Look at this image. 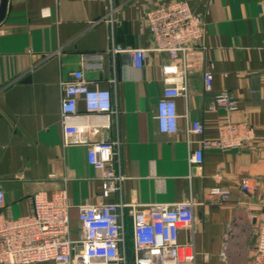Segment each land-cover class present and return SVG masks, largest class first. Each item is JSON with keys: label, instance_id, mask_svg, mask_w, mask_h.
<instances>
[{"label": "crops", "instance_id": "0c3cea01", "mask_svg": "<svg viewBox=\"0 0 264 264\" xmlns=\"http://www.w3.org/2000/svg\"><path fill=\"white\" fill-rule=\"evenodd\" d=\"M173 0H7L0 22V190L3 213L17 218L30 211L31 197L64 188L70 227L79 229L77 206L85 203L174 205L191 198L194 223L178 241L191 242L195 264H252V228L264 218L260 192L239 188L242 179L264 187V0H187L205 22L202 49L187 59V96L176 100L179 132L158 133L154 114L164 84L163 54H147L136 69L124 50L144 49L150 37L148 8ZM211 92L203 87L205 68ZM81 70L91 89L108 90L110 128L92 141L116 142V164L125 177L119 192L101 198L99 172L86 163V148L63 147L59 124L61 82ZM228 91L237 101L229 116L248 123L256 141L246 150L206 149L203 162L190 166L196 145L185 141L188 120L203 125V138L216 137L227 118L209 112L213 95ZM78 109L84 111L78 100ZM187 115V118L185 116ZM220 187L229 200L208 199ZM131 253L132 230L124 214Z\"/></svg>", "mask_w": 264, "mask_h": 264}, {"label": "built area", "instance_id": "2783aa9c", "mask_svg": "<svg viewBox=\"0 0 264 264\" xmlns=\"http://www.w3.org/2000/svg\"><path fill=\"white\" fill-rule=\"evenodd\" d=\"M144 22L149 33L147 48L124 50L119 46L112 53L127 52L132 65L142 69L147 54H163L161 64L162 94L156 103L154 120L161 135L179 132L176 100L187 96V59L203 47L205 22L193 13L187 0H173L148 8ZM61 82L59 124L63 147L86 148V163L99 172L101 198L119 192L125 177L116 164V142L92 141L110 128L113 100L110 91L91 89L81 70ZM203 87L210 93L212 74L205 68ZM84 111L78 109V100ZM209 112H222L227 120L217 129L213 139L203 138V125L188 120L185 141L196 148L189 153L188 163L199 166L206 149L219 151L246 150L256 141L255 129L248 123L234 124L229 116L237 110V101L228 91H221L209 103ZM242 192H260L259 205L264 209V187L248 179L240 181ZM208 199L216 202L229 200L230 192L213 187ZM195 203L191 198L174 205H151L139 208L136 203H85L77 206L79 229L70 227V209L64 188L47 193L38 191L31 197L30 211L17 218L4 215L5 194L0 190V264H128L124 214L130 217L132 264H195L191 242L180 243V229L190 230L194 223ZM255 242L252 264H264V218L251 230Z\"/></svg>", "mask_w": 264, "mask_h": 264}, {"label": "water", "instance_id": "95a60500", "mask_svg": "<svg viewBox=\"0 0 264 264\" xmlns=\"http://www.w3.org/2000/svg\"><path fill=\"white\" fill-rule=\"evenodd\" d=\"M7 0H0V22L4 19Z\"/></svg>", "mask_w": 264, "mask_h": 264}, {"label": "rangeland", "instance_id": "374dc122", "mask_svg": "<svg viewBox=\"0 0 264 264\" xmlns=\"http://www.w3.org/2000/svg\"><path fill=\"white\" fill-rule=\"evenodd\" d=\"M130 255H131V253L128 251V256H129V257H128V264H132V263H131V259H130Z\"/></svg>", "mask_w": 264, "mask_h": 264}]
</instances>
